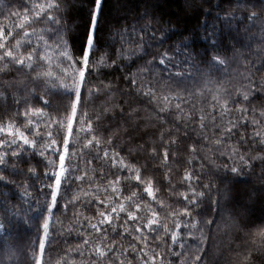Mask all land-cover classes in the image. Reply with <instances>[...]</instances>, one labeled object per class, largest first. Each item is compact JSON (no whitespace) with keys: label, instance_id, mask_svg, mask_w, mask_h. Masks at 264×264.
Wrapping results in <instances>:
<instances>
[{"label":"snow or ice","instance_id":"snow-or-ice-1","mask_svg":"<svg viewBox=\"0 0 264 264\" xmlns=\"http://www.w3.org/2000/svg\"><path fill=\"white\" fill-rule=\"evenodd\" d=\"M106 3L9 0L0 12L11 22L0 24V186L11 193L0 192V264H264V216L252 219L245 203L264 204V0H226L223 15L220 3L182 0L186 15L203 17L202 34L187 36L150 0L132 24L107 28ZM77 5L88 6L82 31L70 17ZM104 69L124 73L127 91H117L146 99L147 116L116 101L111 81L90 79ZM206 93L208 107L197 109ZM189 128L196 137L186 144ZM213 192L214 215L201 219ZM222 201L231 212L217 243ZM53 240L68 246L51 249Z\"/></svg>","mask_w":264,"mask_h":264},{"label":"trees","instance_id":"trees-1","mask_svg":"<svg viewBox=\"0 0 264 264\" xmlns=\"http://www.w3.org/2000/svg\"><path fill=\"white\" fill-rule=\"evenodd\" d=\"M22 2L23 0H12L13 5H20ZM71 2L75 3L76 0H71ZM8 3H9V0H0V12H4L5 5H7ZM145 3H146V0H107V3L105 5V18L109 22L107 28H111L113 26H118L122 28L125 24H129V25L132 24L134 22V17L139 15L144 10ZM150 3L153 5H159V7L155 8V11L158 14V16H161L163 21L176 22L175 26L178 27L185 36L192 34V33L202 34L200 33L199 23L200 21L203 20V17L198 16V15H191V14L186 15L183 9L182 0H150ZM210 3L212 5H215L217 3L221 4V10H220L221 15H223L226 12L232 11V8H230L229 5L226 3V0H224V2H222V0H210ZM204 7H208V5L205 4ZM87 9H88L87 5H83V6L77 5V7L70 10L71 22L73 24H81V31H82V22L85 19V14L87 12ZM257 10H260L259 5L257 7ZM216 11L217 9H213V14H215ZM262 14H264V12H262ZM237 17L240 18L239 13H237ZM67 18L68 17H66V19ZM116 21H119L118 25H116ZM210 22H211V19H210ZM10 23L11 22L9 20L5 19L3 16H0V24L10 26ZM233 23L235 24V21H233ZM159 26L160 27H172L173 25L162 24ZM107 28H105L104 31H102L100 34L101 45H103L104 40L108 38ZM79 42H80V32H73L72 33V43L75 45H78ZM166 46L167 45H165V47ZM197 46L200 47L199 44ZM160 50L162 51L163 48H161ZM153 51H155V49H153ZM113 58H115L114 52H113ZM149 58L150 57H145V60ZM119 63L121 62L118 61V64ZM142 63L143 61H138L137 64L132 65L129 69H127V71H135L137 66ZM123 75H124L123 72L112 71L111 69H104L99 74V76H97L94 73L93 76L90 77V79L93 82H96L99 80H103L105 82L111 81L113 85L114 97L116 101H118L120 104H124L125 107H127V104L125 103L127 101L128 103H131L132 106L140 109V114L142 117L147 116L148 115L147 109H151L153 107L152 104H150L143 97L137 98L134 95L133 96H121L119 94V91H117V89L121 91H127V89H125V85L122 79ZM147 75L148 74H146V76ZM151 76L153 78V83L157 87V91L159 92L161 89H164L166 91V89L164 88V85L167 84L168 81L159 79V70L154 69L153 72L151 73ZM191 83H192L191 81H187L188 85H191ZM173 87H175L174 84H173ZM102 99L104 98L103 97H101L100 99L93 98L92 100H90L87 104V110L91 113L94 107L99 106ZM203 99L210 100V94L206 93L205 98L197 97L196 99L192 101V104H194L197 109H199L200 107L207 108L208 104L202 103ZM137 100H142L143 102L137 103ZM256 104H257V107L261 106V102L259 101L256 102ZM173 107H174V103H173ZM169 119H171V117H169ZM141 127L142 129L144 128L143 123L141 124ZM147 131L149 133H152V132H157V129L148 128ZM188 131H189V139L185 141L186 144L191 143L192 140H194L196 137V133L191 128H189ZM249 131H251V129H249ZM137 143H139V139H137ZM133 147H135V145H133ZM204 154L205 153H201V155H204ZM181 155L184 159L187 158L186 152L182 153ZM38 161H39V157H36L33 160V163H37ZM186 166H187L186 164L180 165L178 174L173 176L174 183L178 182L179 176H182L183 169ZM22 167L26 169L27 165H22ZM196 167H197V171H199V163H197ZM40 171H43L42 166L40 168ZM205 171H207V169H205ZM256 172L257 173L259 172V167H257ZM147 174L150 175L151 173H147ZM12 179L17 180V182L19 183H23V182L32 183L35 185L36 188H39V181H37L34 177L32 179H28L26 176H18V177H12ZM250 179L253 185H255L256 187L260 186V181H258L256 177H251ZM206 180H207V177L204 178L203 182H206ZM177 190L179 191V188ZM0 192L11 194L8 188L2 187V186H0ZM160 195L162 198H165V199L169 197V193L167 191H162ZM215 198H216V193L213 192L210 195V197L204 201V207L207 209V212H206V215L201 217V219H210L213 217L214 214L211 212L210 205H211V201ZM174 199L175 198H173V200ZM13 202L15 203V201ZM61 203H63V201ZM245 203H247L248 205L249 213L252 219L259 220L260 217L264 216V204L260 203L258 200L255 203L245 200ZM173 206H175V204ZM230 212H231L230 208L223 207V201H222V211L219 215L215 216L216 224L211 226V231L214 237L216 238L217 243H219L221 239H226L224 236V233L226 231L224 222L229 219ZM71 215H72V211L70 209L68 212V216L71 217ZM57 216H59L61 219H64L65 224L69 222L67 219L61 216L59 212L57 213ZM218 228H219V231H217ZM33 236H34V230H33V235L25 234L23 240H19L17 241V243L21 247H24L27 244L31 243ZM231 236L236 237V243H242V240H243L242 232L240 233L232 232ZM75 243L76 241L74 238L68 240V245L74 246ZM68 245H66L63 242V240H53L51 244V249L59 250V249H63L67 247ZM212 251L213 252L215 251V246L212 247ZM51 254L53 257H55L56 251H52ZM25 264H27L26 261H25Z\"/></svg>","mask_w":264,"mask_h":264}]
</instances>
